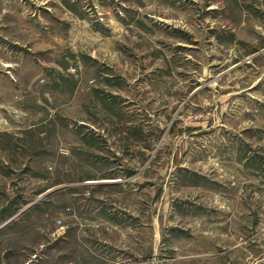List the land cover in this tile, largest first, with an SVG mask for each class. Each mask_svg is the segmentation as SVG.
Returning a JSON list of instances; mask_svg holds the SVG:
<instances>
[{
  "label": "rangeland",
  "instance_id": "374dc122",
  "mask_svg": "<svg viewBox=\"0 0 264 264\" xmlns=\"http://www.w3.org/2000/svg\"><path fill=\"white\" fill-rule=\"evenodd\" d=\"M0 264H264V0H0Z\"/></svg>",
  "mask_w": 264,
  "mask_h": 264
}]
</instances>
